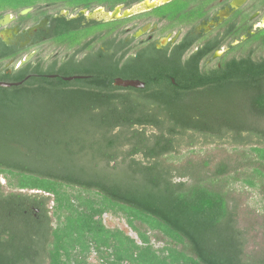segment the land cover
Listing matches in <instances>:
<instances>
[{
  "label": "trees",
  "instance_id": "16d2710c",
  "mask_svg": "<svg viewBox=\"0 0 264 264\" xmlns=\"http://www.w3.org/2000/svg\"><path fill=\"white\" fill-rule=\"evenodd\" d=\"M139 1L0 0V18L28 7ZM213 1L166 5L184 21ZM250 36L228 44L220 67L204 62L216 40L195 50L189 36L170 57L134 60L131 71L147 86L125 108L102 106L103 76L88 84L34 76L0 87V171L46 189L96 192L157 222L167 234L156 239L196 264H264V28ZM1 49L0 58L11 54ZM28 72L0 70V80ZM50 200L0 181V264H64Z\"/></svg>",
  "mask_w": 264,
  "mask_h": 264
},
{
  "label": "flooded vegetation",
  "instance_id": "af4514ba",
  "mask_svg": "<svg viewBox=\"0 0 264 264\" xmlns=\"http://www.w3.org/2000/svg\"><path fill=\"white\" fill-rule=\"evenodd\" d=\"M232 1L215 0L200 14L185 16L184 21H179L181 11L175 15L166 4L114 21L91 19L90 14L99 7L110 11L121 5L126 8V4L112 8L103 5H47L40 10L25 8L30 9L25 14H22L25 9L17 13L7 12L0 18V50L5 47L11 54L0 58V70L9 74L29 66L30 72L22 80L1 81L22 82L18 85L21 86L30 78L40 76L88 84L103 76L108 86L100 88L104 91L102 106L125 108L135 101L134 95L140 96V91L147 86L146 79L131 71L134 60L152 57L157 52L170 57L189 36L194 39L195 50L216 40L219 45L204 62L210 67H220V59L230 49L229 43L234 46L249 41L250 35L264 28L262 0H247L237 9L231 6ZM227 10L230 14L226 16ZM6 15L11 16L7 21ZM31 54L33 56L27 63L15 67L17 62ZM118 70L129 73L128 77L116 75ZM71 77L74 78L65 79ZM168 80L171 89L178 86L172 74ZM124 81L140 82L144 86L121 85L120 82ZM89 88L92 87H87L84 92ZM184 147L187 146L184 144Z\"/></svg>",
  "mask_w": 264,
  "mask_h": 264
},
{
  "label": "rangeland",
  "instance_id": "374dc122",
  "mask_svg": "<svg viewBox=\"0 0 264 264\" xmlns=\"http://www.w3.org/2000/svg\"><path fill=\"white\" fill-rule=\"evenodd\" d=\"M200 148L183 149L181 153ZM0 181L7 190L51 195L54 225L64 240L59 252L64 264H196L156 239L157 234H167L157 222L109 204L96 192L71 186L46 189L43 183L22 182L19 175L5 171H0Z\"/></svg>",
  "mask_w": 264,
  "mask_h": 264
},
{
  "label": "water",
  "instance_id": "95a60500",
  "mask_svg": "<svg viewBox=\"0 0 264 264\" xmlns=\"http://www.w3.org/2000/svg\"><path fill=\"white\" fill-rule=\"evenodd\" d=\"M174 0H142L139 1L129 7L123 8V6H117L115 9L107 11L105 10L103 7H99L96 10H94L91 14H90V18L91 19H95V20H103V21H114V20H119V19H123V18H129L132 17L134 15L155 9L157 7L163 6L165 4H168L170 2H172ZM247 0H233L231 3V6L234 9H237L239 7H241L244 3H246ZM30 9H25L22 11V14H25L29 11ZM228 13L226 14L229 15V10H227ZM11 18L10 15H6L5 16V20H9ZM264 27V25L262 26ZM33 54L27 56L25 59L17 62L15 64V67H19L22 66L23 64L27 63L31 58H32ZM28 78V77H27ZM74 77L71 78H65L66 80H70ZM119 83V82H118ZM22 84V82H7V81H1L0 80V87H12V86H18ZM121 85H132V86H138V87H143L144 84L140 83V82H134V81H124V82H120Z\"/></svg>",
  "mask_w": 264,
  "mask_h": 264
},
{
  "label": "bare ground",
  "instance_id": "6f19581e",
  "mask_svg": "<svg viewBox=\"0 0 264 264\" xmlns=\"http://www.w3.org/2000/svg\"><path fill=\"white\" fill-rule=\"evenodd\" d=\"M263 23H264V20H263Z\"/></svg>",
  "mask_w": 264,
  "mask_h": 264
}]
</instances>
